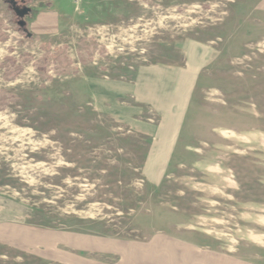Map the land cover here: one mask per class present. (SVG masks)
<instances>
[{
  "label": "rangeland",
  "instance_id": "374dc122",
  "mask_svg": "<svg viewBox=\"0 0 264 264\" xmlns=\"http://www.w3.org/2000/svg\"><path fill=\"white\" fill-rule=\"evenodd\" d=\"M9 1L0 0V264H56L13 242L23 226L159 244L160 264H202L213 252L264 264V17L255 8L264 0H25L24 26ZM41 6L59 10L57 33L29 35ZM190 39L213 60L152 184L141 169L153 136L98 111L87 77L129 80L140 64L180 62ZM133 116L157 125L149 107Z\"/></svg>",
  "mask_w": 264,
  "mask_h": 264
},
{
  "label": "crops",
  "instance_id": "0c3cea01",
  "mask_svg": "<svg viewBox=\"0 0 264 264\" xmlns=\"http://www.w3.org/2000/svg\"><path fill=\"white\" fill-rule=\"evenodd\" d=\"M255 8L264 17V2ZM60 16L59 10L52 6L39 7L28 23L29 35L57 33ZM213 51L200 41L190 39L183 47L184 58L180 62L140 64L129 80L87 77L90 97L98 111L109 113L133 129L153 136L141 169L146 180L152 184L159 183L165 175L199 70L213 60ZM144 107L156 113L157 125L134 120L133 115L140 114ZM12 234L15 236L11 238L16 237L13 242L33 247L35 254L39 253L37 256L56 264H146L147 260L150 264L161 263L162 247L154 243L147 247L91 232L61 229L33 231L26 226L12 231ZM39 246L40 249L37 248ZM201 256L202 264H252L217 252L202 253Z\"/></svg>",
  "mask_w": 264,
  "mask_h": 264
},
{
  "label": "flooded vegetation",
  "instance_id": "af4514ba",
  "mask_svg": "<svg viewBox=\"0 0 264 264\" xmlns=\"http://www.w3.org/2000/svg\"><path fill=\"white\" fill-rule=\"evenodd\" d=\"M9 5H10V8L12 9V11L17 15L18 17V23L20 25H25L26 24V20L25 18L31 14L32 12V9L30 10V12L26 15L23 16V18L19 17V13H21L24 9V7L28 6V5H25V0H10L9 1ZM22 21H24V23L22 24Z\"/></svg>",
  "mask_w": 264,
  "mask_h": 264
},
{
  "label": "water",
  "instance_id": "95a60500",
  "mask_svg": "<svg viewBox=\"0 0 264 264\" xmlns=\"http://www.w3.org/2000/svg\"><path fill=\"white\" fill-rule=\"evenodd\" d=\"M31 8L29 6L24 7L23 11L19 13V17L23 18L24 15L28 14L30 12ZM24 21H22V24ZM21 24V23H20Z\"/></svg>",
  "mask_w": 264,
  "mask_h": 264
}]
</instances>
